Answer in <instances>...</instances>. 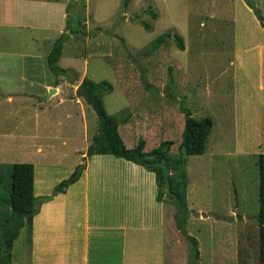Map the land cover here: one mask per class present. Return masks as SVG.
<instances>
[{"label":"rangeland","instance_id":"rangeland-1","mask_svg":"<svg viewBox=\"0 0 264 264\" xmlns=\"http://www.w3.org/2000/svg\"><path fill=\"white\" fill-rule=\"evenodd\" d=\"M123 1H69L68 26L78 32L65 41L59 65L72 68L77 81L58 77V93L38 102L50 72L36 80L0 74V259L10 223L11 165L32 163L34 191L44 193L81 163L73 150L83 149L97 130L94 111L73 91L83 76L112 84L103 103L118 121L126 147L140 135L145 151L173 141L166 168L187 206L185 229L196 238L199 255L194 260L193 244L180 232L170 264H260L256 216L258 156L264 153V26L245 0H129L126 6ZM249 1L264 22V0ZM164 32L180 34L184 49L168 39L152 51ZM9 89L20 93L6 99ZM183 108L193 117L212 119L203 154L180 151ZM35 131L57 133L34 139L40 137ZM36 143L57 148L37 153ZM29 239L24 226L9 264L24 261Z\"/></svg>","mask_w":264,"mask_h":264},{"label":"crops","instance_id":"crops-1","mask_svg":"<svg viewBox=\"0 0 264 264\" xmlns=\"http://www.w3.org/2000/svg\"><path fill=\"white\" fill-rule=\"evenodd\" d=\"M69 1L0 0V74L36 80L50 72L53 77L38 97H43L50 88L60 91L58 77L64 75L56 78L47 66L46 57L66 29ZM258 55L261 56L260 51ZM61 60L62 52L58 64ZM76 88L77 84L74 93ZM262 89L260 86L259 91ZM5 91L6 99L20 93L16 89ZM81 128L83 136L86 123ZM53 133L57 132L35 131L33 135L40 136L34 139H52ZM142 137H132L133 145ZM60 139L64 145L65 138ZM43 145L36 143L37 153L44 148L49 151L57 148L50 143ZM88 145L89 142L83 149L73 150L80 154L85 168L66 192L52 195V188H48L44 193H36L33 180L35 199L51 197L39 198L40 205H36L29 228V248L19 264H170L181 233L166 198L156 200L154 173L108 153L88 157Z\"/></svg>","mask_w":264,"mask_h":264},{"label":"trees","instance_id":"trees-1","mask_svg":"<svg viewBox=\"0 0 264 264\" xmlns=\"http://www.w3.org/2000/svg\"><path fill=\"white\" fill-rule=\"evenodd\" d=\"M129 0H124L126 6ZM246 5L252 10L258 21L264 26L263 17L260 10L249 0H245ZM155 18L154 13H150ZM67 25L59 37L54 41L47 57V66L52 74L57 78L60 75L68 77L69 81L76 82L77 75L71 69L61 68L58 64L63 44L68 39L69 34L78 32L70 30ZM144 29L149 30L150 25L143 23ZM168 39H173L180 50L184 49L183 38L178 33L164 32L158 35L151 46L154 51L164 45ZM112 91V84L107 80L94 81L84 77L75 90V96L80 97L94 111L98 120L96 132L91 136L90 143L86 149V156L93 154H112L115 157L134 162L151 171L155 175L157 184L156 200L162 201L164 195L168 196L171 205L176 209L174 221L176 228L187 237L194 247V260L198 257L197 240L189 235L185 229L187 221V206L178 189L174 175L167 171L166 163L168 160L167 153L173 145L172 140L161 141L157 147L145 151V141L138 139L135 146L128 148L124 144L119 131L118 121L110 116L104 107L103 96ZM184 125L181 133L180 151L187 155H200L205 152L206 141L210 134L213 122L209 116L196 118L191 115L187 108H183ZM85 159V158H84ZM177 168L182 166V161H175ZM259 167V208L256 221L259 227V260L264 264V153L258 156ZM85 168L83 163L75 166L70 175L59 181L52 189V195L66 192L69 185L78 180L81 172ZM179 174L183 175L181 171ZM1 180V175H0ZM34 167L29 162H15L11 165L10 171V199L8 203L10 221L7 226L5 235V245L3 248V257L0 264H9L13 242L19 235L22 227L31 226L32 217L36 213L35 197L33 195ZM1 203V199H0Z\"/></svg>","mask_w":264,"mask_h":264},{"label":"water","instance_id":"water-1","mask_svg":"<svg viewBox=\"0 0 264 264\" xmlns=\"http://www.w3.org/2000/svg\"><path fill=\"white\" fill-rule=\"evenodd\" d=\"M54 92H55V89H54V88H50L49 91H48V93H47L44 97H42V98H38V100L46 99V98H48L50 95H52ZM5 98H6V97H5ZM50 197H51V195H47V196H45V197H42L41 199H43V200H47V199H49ZM36 204H37V206L40 205V200H39V199H36Z\"/></svg>","mask_w":264,"mask_h":264}]
</instances>
